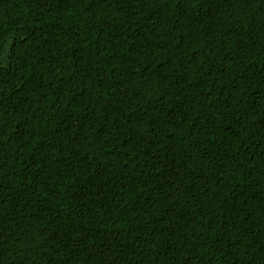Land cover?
I'll list each match as a JSON object with an SVG mask.
<instances>
[{"label":"trees","instance_id":"trees-1","mask_svg":"<svg viewBox=\"0 0 264 264\" xmlns=\"http://www.w3.org/2000/svg\"><path fill=\"white\" fill-rule=\"evenodd\" d=\"M0 264H264V0H0Z\"/></svg>","mask_w":264,"mask_h":264},{"label":"rangeland","instance_id":"rangeland-1","mask_svg":"<svg viewBox=\"0 0 264 264\" xmlns=\"http://www.w3.org/2000/svg\"><path fill=\"white\" fill-rule=\"evenodd\" d=\"M9 47H10V43H9V45L6 47V50H5V54H4V63L6 62V57H7V55H8Z\"/></svg>","mask_w":264,"mask_h":264},{"label":"snow or ice","instance_id":"snow-or-ice-1","mask_svg":"<svg viewBox=\"0 0 264 264\" xmlns=\"http://www.w3.org/2000/svg\"><path fill=\"white\" fill-rule=\"evenodd\" d=\"M177 2H179V0H177Z\"/></svg>","mask_w":264,"mask_h":264}]
</instances>
